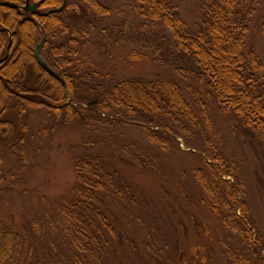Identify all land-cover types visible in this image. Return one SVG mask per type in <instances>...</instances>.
Returning <instances> with one entry per match:
<instances>
[{"label":"trees","instance_id":"16d2710c","mask_svg":"<svg viewBox=\"0 0 264 264\" xmlns=\"http://www.w3.org/2000/svg\"><path fill=\"white\" fill-rule=\"evenodd\" d=\"M83 1L98 17L110 13L98 0ZM133 1L142 5L140 15L170 31L181 60L191 65L190 71L196 73L191 75L207 97L222 113L235 116L264 145V60L249 46L250 18L259 0H195L201 11L196 30L175 13L173 1ZM64 3L46 0L39 11L26 13L22 9L26 0H0V186L6 181L3 165L7 154L18 161L27 157V138L18 136L16 124L2 119L3 115L14 113L16 119L24 120L21 124L26 132L28 121L49 122L61 117L89 127H110L117 121L132 124L144 129L149 145L161 151H170L171 142L179 144L178 138H182L186 148L193 150L188 152L202 160L193 170L194 177L205 208L220 220L232 239L227 250L230 264H264V238L245 200L239 168L205 134L214 132L206 104L196 98L197 112L181 85L169 77L112 85L100 74L83 73L75 63L77 51L72 46L78 45L79 38H88L94 27L84 9L80 15L71 14L72 0H67L62 13L43 12L58 10ZM43 37L46 44L41 56L62 76L67 88L36 59ZM185 71L178 70V75L189 80ZM87 78H92L91 82H86ZM199 133L204 136L200 139L204 142L202 154L193 141ZM89 146H93L91 141L72 156L75 183L67 197L53 204V221L57 232L62 229L64 242L55 240L56 235L47 240L46 216L20 227L0 221V264H110L122 239L110 204L116 176L114 166ZM138 157L148 165L143 153ZM183 264L219 263L213 251L199 242Z\"/></svg>","mask_w":264,"mask_h":264},{"label":"rangeland","instance_id":"374dc122","mask_svg":"<svg viewBox=\"0 0 264 264\" xmlns=\"http://www.w3.org/2000/svg\"><path fill=\"white\" fill-rule=\"evenodd\" d=\"M72 1L71 14L80 15L84 9L94 27L90 30L85 25L91 35L79 38L78 45L72 46L77 51L75 63L83 73L100 74L112 85L124 80L169 77L181 85L197 112L196 98L206 104L214 132L205 134L238 166L245 200L264 238V145L259 138L235 116L222 113L216 102L207 97L206 90L191 75L196 74L190 71L191 65L181 60L170 31L140 15L142 5L133 0H98L110 12L98 17L83 0ZM170 1L175 2V13L196 30L201 17L199 3ZM249 46L264 60V0H259L250 18ZM183 68L184 72L188 70L189 80L178 75ZM87 79L86 82L92 80ZM1 118L13 121L18 136L27 138L24 161L8 154L4 159L6 181L0 186L1 222L20 227L46 216L47 240L56 235L55 240L64 242L62 229L57 232L53 221V204L70 194L76 179L72 156L91 141L93 146L89 149L104 156L114 166L116 176L110 204L122 239L114 248L110 264H183L199 242L213 251L219 264H230L227 250L232 239L220 220L205 208L204 195L194 177L193 170L202 160L188 152L192 149L186 148L182 138H178L179 144L171 142L170 151H161L149 145L144 129L118 121L101 128L85 126L77 120L66 122L61 117L49 122L28 121L26 132L21 124L24 120L16 119L14 113ZM202 134L193 140L198 154H202ZM140 152L147 166L140 162Z\"/></svg>","mask_w":264,"mask_h":264},{"label":"water","instance_id":"95a60500","mask_svg":"<svg viewBox=\"0 0 264 264\" xmlns=\"http://www.w3.org/2000/svg\"><path fill=\"white\" fill-rule=\"evenodd\" d=\"M46 0H42L40 2V4H35V5H30V2L31 0H27L26 1V6L24 7V11L27 12V13H34V12H37V9L40 5H42ZM4 5H8V4H4ZM66 5H67V0H65V3L63 5L62 8L58 9V10H51L50 12H48L47 14L45 15H48V14H54V13H62L65 8H66ZM46 44V37H43L40 44L37 46L36 48V59L38 61V63L40 64V66L50 75L52 76L53 78H55L56 80L60 81L62 83V85L64 86V88H67V84L65 82V80L62 78V76L56 72L55 70H53L49 65L48 63L42 58L41 56V53H42V50L44 48ZM11 45H12V42L10 40V45L8 47V51L10 50L11 48ZM8 58V56L6 57Z\"/></svg>","mask_w":264,"mask_h":264},{"label":"flooded vegetation","instance_id":"af4514ba","mask_svg":"<svg viewBox=\"0 0 264 264\" xmlns=\"http://www.w3.org/2000/svg\"><path fill=\"white\" fill-rule=\"evenodd\" d=\"M26 1H27V0H26ZM35 4H40V2H39V3H36L35 1L31 0L30 5H35ZM25 6H26V4H25ZM25 6H24V7H25ZM24 7L22 8L23 11H24ZM39 8H40V6L38 7L37 11H39ZM24 12H25V11H24ZM26 13H27V12H26Z\"/></svg>","mask_w":264,"mask_h":264}]
</instances>
